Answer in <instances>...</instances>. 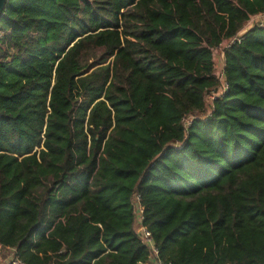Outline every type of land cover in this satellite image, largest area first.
<instances>
[{
	"label": "trees",
	"instance_id": "16d2710c",
	"mask_svg": "<svg viewBox=\"0 0 264 264\" xmlns=\"http://www.w3.org/2000/svg\"><path fill=\"white\" fill-rule=\"evenodd\" d=\"M264 0H8L0 16V257L264 264ZM198 114L188 131L184 116ZM181 143V147L176 144Z\"/></svg>",
	"mask_w": 264,
	"mask_h": 264
},
{
	"label": "built area",
	"instance_id": "2783aa9c",
	"mask_svg": "<svg viewBox=\"0 0 264 264\" xmlns=\"http://www.w3.org/2000/svg\"><path fill=\"white\" fill-rule=\"evenodd\" d=\"M255 26H262L264 27V14H260L254 16L248 21L244 28L237 34V36L225 40L221 43L216 49L213 51V69H214V76L218 82V86L211 90L210 93L206 96V108L207 111L202 115L203 119H207L212 115V105L215 100L223 96L229 90L228 83L225 79V54L226 51L235 44H241L244 40L245 34L254 28ZM198 114H189L183 117L181 124L185 131H188L191 127L192 123L198 119ZM177 147H181V143L176 144ZM141 198L139 195L135 196L134 200V207H135V215H136V222L135 228L137 234L140 236L143 244L151 249V256L150 260L154 259L156 264H172L170 262H164L159 258V250L155 247L153 236L151 231L147 227L143 225L144 216H143V208L140 205ZM0 264H1V257H0ZM6 264H23L20 260L16 258H12L6 261Z\"/></svg>",
	"mask_w": 264,
	"mask_h": 264
},
{
	"label": "crops",
	"instance_id": "0c3cea01",
	"mask_svg": "<svg viewBox=\"0 0 264 264\" xmlns=\"http://www.w3.org/2000/svg\"><path fill=\"white\" fill-rule=\"evenodd\" d=\"M15 257V250L6 249L1 252V264H6V261ZM147 264H156L154 259L150 260Z\"/></svg>",
	"mask_w": 264,
	"mask_h": 264
},
{
	"label": "water",
	"instance_id": "95a60500",
	"mask_svg": "<svg viewBox=\"0 0 264 264\" xmlns=\"http://www.w3.org/2000/svg\"><path fill=\"white\" fill-rule=\"evenodd\" d=\"M7 1L8 0H0V16H1V14L4 12V10L6 8Z\"/></svg>",
	"mask_w": 264,
	"mask_h": 264
}]
</instances>
